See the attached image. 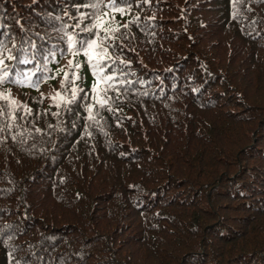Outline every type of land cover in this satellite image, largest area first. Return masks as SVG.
<instances>
[{
    "label": "trees",
    "instance_id": "16d2710c",
    "mask_svg": "<svg viewBox=\"0 0 264 264\" xmlns=\"http://www.w3.org/2000/svg\"><path fill=\"white\" fill-rule=\"evenodd\" d=\"M87 2L0 0V264H264V0H130L97 98Z\"/></svg>",
    "mask_w": 264,
    "mask_h": 264
},
{
    "label": "snow or ice",
    "instance_id": "6c2138e0",
    "mask_svg": "<svg viewBox=\"0 0 264 264\" xmlns=\"http://www.w3.org/2000/svg\"><path fill=\"white\" fill-rule=\"evenodd\" d=\"M143 2L147 3L148 0H143ZM81 7L87 8L89 11L80 12L79 9H77V15L75 16H69L67 12L64 13V16L71 19L73 24L69 25L66 22H62L61 27L58 29V31L63 33L60 39L63 41L66 37V48L73 56L78 52H83V55L87 58L88 64L93 69V75L98 77V83L100 81L105 82V89L103 92H97V85H92L93 98L107 97L109 91H116L117 95H119V90L115 88L114 83L117 73L111 66H109L108 72H105V64L113 59L109 54V50L115 43V33L119 31L120 26L115 29H106V34L104 36H101L100 32L103 18L114 20L115 13L123 15L125 8L130 9L132 7L130 0H88V2L81 5ZM108 10H111L113 15H110ZM101 13H103V17ZM56 19L62 20L61 17H57ZM84 21H88V23H84ZM17 23L19 22L17 21ZM122 27L126 28L127 25L125 24ZM21 31H23V29H21ZM81 33L88 34V38L85 39ZM31 47H35V45H31ZM23 52L24 49L18 48L14 38L8 37V34L0 38V66H2L0 67V84L5 80H9L14 85H19L27 81L30 86L38 90L39 82L45 78L43 75L36 77V73L30 71L18 74L20 78L17 79L14 78L9 71L4 70L11 68L12 64L10 62L20 59ZM34 58L33 56V59ZM6 61L8 63H6ZM31 62L32 61L27 57L20 59V63L23 64ZM68 66L69 68L76 69L81 67V65L74 64L72 60L68 61ZM37 71H39V69H37ZM68 75L69 73H65L66 77ZM76 78H78V76ZM72 98H75V93L72 94ZM98 102L101 107L104 106L103 100H98ZM65 103H68V101H65ZM91 108L92 105L89 104L88 109L91 110ZM109 110H111V108H109Z\"/></svg>",
    "mask_w": 264,
    "mask_h": 264
}]
</instances>
